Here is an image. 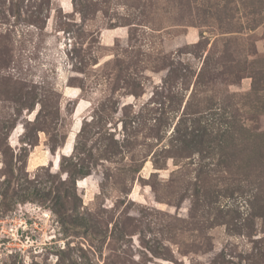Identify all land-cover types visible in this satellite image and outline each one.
<instances>
[{
  "label": "rangeland",
  "instance_id": "374dc122",
  "mask_svg": "<svg viewBox=\"0 0 264 264\" xmlns=\"http://www.w3.org/2000/svg\"><path fill=\"white\" fill-rule=\"evenodd\" d=\"M0 264H264V0H0Z\"/></svg>",
  "mask_w": 264,
  "mask_h": 264
},
{
  "label": "trees",
  "instance_id": "16d2710c",
  "mask_svg": "<svg viewBox=\"0 0 264 264\" xmlns=\"http://www.w3.org/2000/svg\"><path fill=\"white\" fill-rule=\"evenodd\" d=\"M251 7H253V9ZM248 8L250 9L248 10ZM248 8L247 11L252 13L250 21L248 20V25L250 29H254L262 22V18L260 17L262 12V2L259 3V5L252 4V6L250 5Z\"/></svg>",
  "mask_w": 264,
  "mask_h": 264
}]
</instances>
